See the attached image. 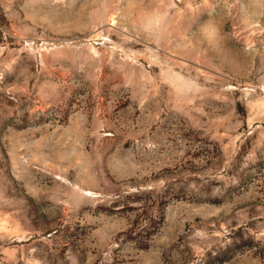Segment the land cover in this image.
<instances>
[{
  "label": "rangeland",
  "instance_id": "1",
  "mask_svg": "<svg viewBox=\"0 0 264 264\" xmlns=\"http://www.w3.org/2000/svg\"><path fill=\"white\" fill-rule=\"evenodd\" d=\"M0 21V264H264V0Z\"/></svg>",
  "mask_w": 264,
  "mask_h": 264
},
{
  "label": "built area",
  "instance_id": "2",
  "mask_svg": "<svg viewBox=\"0 0 264 264\" xmlns=\"http://www.w3.org/2000/svg\"><path fill=\"white\" fill-rule=\"evenodd\" d=\"M6 36H7V34L5 31V28L0 21V41H4L6 39Z\"/></svg>",
  "mask_w": 264,
  "mask_h": 264
}]
</instances>
